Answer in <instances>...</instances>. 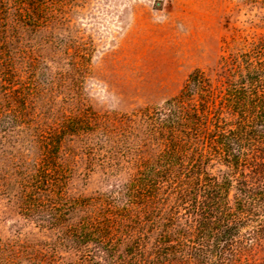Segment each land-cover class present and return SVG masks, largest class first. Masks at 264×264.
<instances>
[{
	"label": "trees",
	"instance_id": "trees-1",
	"mask_svg": "<svg viewBox=\"0 0 264 264\" xmlns=\"http://www.w3.org/2000/svg\"><path fill=\"white\" fill-rule=\"evenodd\" d=\"M23 12L32 17L0 0V149L36 150L34 171L16 178L23 215L81 264H264V39L214 76L195 70L161 107L118 117L134 142L121 167L130 178L111 191L119 208L67 194L58 127L18 128L23 70L36 60L17 47Z\"/></svg>",
	"mask_w": 264,
	"mask_h": 264
},
{
	"label": "rangeland",
	"instance_id": "rangeland-1",
	"mask_svg": "<svg viewBox=\"0 0 264 264\" xmlns=\"http://www.w3.org/2000/svg\"><path fill=\"white\" fill-rule=\"evenodd\" d=\"M11 1L32 15L23 12L17 47L36 59L23 70L18 128L58 127L67 194L119 208L111 191L130 178L121 167L134 142L118 117L161 107L195 70L214 76L264 39V0ZM35 151L0 149V264H81L19 209L16 178L34 171Z\"/></svg>",
	"mask_w": 264,
	"mask_h": 264
}]
</instances>
